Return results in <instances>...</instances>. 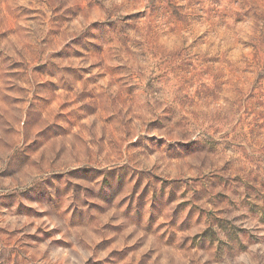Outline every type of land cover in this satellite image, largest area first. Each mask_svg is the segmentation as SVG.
Instances as JSON below:
<instances>
[{"label": "rangeland", "instance_id": "obj_1", "mask_svg": "<svg viewBox=\"0 0 264 264\" xmlns=\"http://www.w3.org/2000/svg\"><path fill=\"white\" fill-rule=\"evenodd\" d=\"M0 264H264V0H0Z\"/></svg>", "mask_w": 264, "mask_h": 264}]
</instances>
